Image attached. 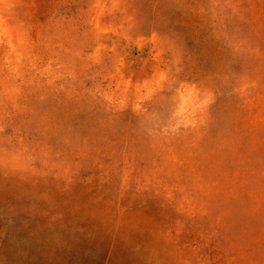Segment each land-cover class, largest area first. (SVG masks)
<instances>
[{
  "label": "rangeland",
  "instance_id": "1",
  "mask_svg": "<svg viewBox=\"0 0 264 264\" xmlns=\"http://www.w3.org/2000/svg\"><path fill=\"white\" fill-rule=\"evenodd\" d=\"M0 264H264V0H0Z\"/></svg>",
  "mask_w": 264,
  "mask_h": 264
}]
</instances>
